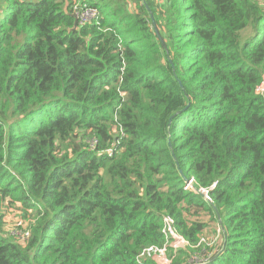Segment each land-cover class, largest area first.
Here are the masks:
<instances>
[{
	"label": "trees",
	"instance_id": "obj_1",
	"mask_svg": "<svg viewBox=\"0 0 264 264\" xmlns=\"http://www.w3.org/2000/svg\"><path fill=\"white\" fill-rule=\"evenodd\" d=\"M132 1L0 0V264H264V0Z\"/></svg>",
	"mask_w": 264,
	"mask_h": 264
},
{
	"label": "built area",
	"instance_id": "obj_2",
	"mask_svg": "<svg viewBox=\"0 0 264 264\" xmlns=\"http://www.w3.org/2000/svg\"><path fill=\"white\" fill-rule=\"evenodd\" d=\"M142 3H145L149 0H140ZM157 1V0H153ZM75 13L77 14L79 24L80 25H89L98 22L100 18V13L98 10L94 8H90L87 5L82 7L80 5H75ZM255 95H264V79L261 82L260 85H258L254 91ZM195 179H190L186 184V190L189 188H193V183ZM204 194L206 199H209V196H207V192L203 191L201 192ZM163 234L166 238V241L168 242V245H166L163 248H156V247H150L143 251L141 254V258H152L156 264H171L172 259L169 256L168 250L171 248L175 251L186 249L189 246L188 240H186L182 235L178 233L176 228L174 227L175 223L173 218L165 217L163 220ZM24 236H28V233L26 232ZM206 243L205 240H202L201 244ZM170 247V248H169ZM192 264H207L208 260L202 259V258H194L192 261Z\"/></svg>",
	"mask_w": 264,
	"mask_h": 264
},
{
	"label": "rangeland",
	"instance_id": "obj_3",
	"mask_svg": "<svg viewBox=\"0 0 264 264\" xmlns=\"http://www.w3.org/2000/svg\"><path fill=\"white\" fill-rule=\"evenodd\" d=\"M128 3V9L133 10L135 7L130 8L129 5H136L137 2H134L132 0H126ZM254 32L249 28L245 29L240 33V42L241 43H246L249 41L253 36ZM92 144V141L90 142ZM5 214V229L7 233L9 234V231L13 234L19 237L24 230L29 226V222L25 220L23 217V212L21 211V207H9L7 206L4 210ZM215 227V225H214Z\"/></svg>",
	"mask_w": 264,
	"mask_h": 264
},
{
	"label": "water",
	"instance_id": "obj_4",
	"mask_svg": "<svg viewBox=\"0 0 264 264\" xmlns=\"http://www.w3.org/2000/svg\"><path fill=\"white\" fill-rule=\"evenodd\" d=\"M67 8V6H66ZM72 17L75 19V26H74V30H76L79 26V20H78V17H77V14L76 13H73L72 14ZM200 192V191H199ZM201 193V192H200Z\"/></svg>",
	"mask_w": 264,
	"mask_h": 264
}]
</instances>
